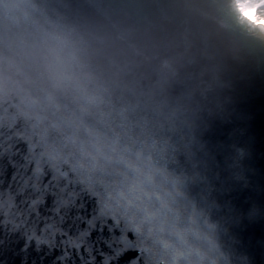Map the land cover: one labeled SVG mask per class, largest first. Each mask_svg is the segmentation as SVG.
<instances>
[{"label": "water", "instance_id": "obj_1", "mask_svg": "<svg viewBox=\"0 0 264 264\" xmlns=\"http://www.w3.org/2000/svg\"><path fill=\"white\" fill-rule=\"evenodd\" d=\"M51 35L68 54L56 76L43 54ZM227 123L230 179L260 217L264 62L225 48L206 0H0V144L27 148L168 242L186 230L190 198L220 221L201 264H242L227 208L202 201L200 185H174L163 153L178 133ZM12 202L0 194V212Z\"/></svg>", "mask_w": 264, "mask_h": 264}, {"label": "snow or ice", "instance_id": "obj_2", "mask_svg": "<svg viewBox=\"0 0 264 264\" xmlns=\"http://www.w3.org/2000/svg\"><path fill=\"white\" fill-rule=\"evenodd\" d=\"M232 130L227 123L199 137L178 133L164 163L173 170L174 185H200L202 201L227 208L223 219L242 264H264V215L250 212L252 202L230 179ZM5 191L13 202L0 212V264H201V246L216 250L220 221L190 198L183 204L188 226L170 231L168 242L151 229L129 227L99 192L42 164L27 148L0 144V194Z\"/></svg>", "mask_w": 264, "mask_h": 264}, {"label": "clouds", "instance_id": "obj_3", "mask_svg": "<svg viewBox=\"0 0 264 264\" xmlns=\"http://www.w3.org/2000/svg\"><path fill=\"white\" fill-rule=\"evenodd\" d=\"M206 5L215 23L216 35L229 52L264 62V0H206ZM43 54L51 75L68 71L64 37L49 36Z\"/></svg>", "mask_w": 264, "mask_h": 264}]
</instances>
